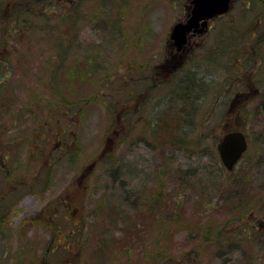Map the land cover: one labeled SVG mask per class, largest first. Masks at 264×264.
I'll return each instance as SVG.
<instances>
[{
	"label": "rangeland",
	"instance_id": "374dc122",
	"mask_svg": "<svg viewBox=\"0 0 264 264\" xmlns=\"http://www.w3.org/2000/svg\"><path fill=\"white\" fill-rule=\"evenodd\" d=\"M81 1L87 2L90 12L86 13L83 2L79 13L65 9L66 0H0V57L5 59H0V80L13 84L0 86L1 102L8 96L14 99L3 103L0 111V264H264V240H259L260 245L253 238L246 239L248 233L255 234L252 225L264 220V102L252 100L261 92L256 80L264 72L253 52L264 44V17L259 16V11L264 15V7L257 6V0H251L250 6H246L248 0H236L230 14L211 28L204 47L215 44L226 29L228 35L219 43L230 45L218 65L208 69L205 62L201 70L198 66L201 73H215L202 77L209 84L203 87L212 96L195 104H173L167 93L170 85L155 84L149 89L148 107L139 108V95H129L130 82H124L127 62L137 56L127 46L129 38L121 46L115 45L119 40L93 45L101 9L94 0ZM115 1L116 19L123 16L122 23L131 31L141 34V21L148 22L145 40L151 53H144L148 68L135 75L133 68V75L161 78L168 66L179 62L180 55L169 52L166 43L172 24L184 18L188 0ZM48 10L56 11L53 19L45 18ZM68 22H73L72 31L77 34L70 48L76 51L85 43L83 54L94 46L105 48L101 58L108 66L93 72L90 86L86 83V94L95 90L103 104L97 101L86 107L88 112L74 115L56 111L60 108L57 100L67 97L49 86L50 69H46L47 60L58 57L53 50L60 53L61 36L67 44L64 28ZM9 30L16 40L21 35L31 39L24 37L25 45L14 49L9 43L3 46L11 36ZM38 36L41 39L32 42ZM94 50L90 52L96 58ZM83 54L75 57V66L60 70L69 77L75 96L85 91L88 77L89 64ZM235 57L240 72L234 70ZM64 59L70 64L73 57L66 53ZM184 70L180 78L190 74L188 64ZM100 73L107 86L96 83ZM39 76L41 86L36 80ZM129 78L134 90L147 94L143 79ZM254 88L259 92L254 93ZM219 91L215 97L213 92ZM238 94L241 97L235 99ZM247 96L251 101H243ZM85 103L81 98L78 104ZM191 104L194 109L187 114ZM6 105L10 111L4 109ZM137 108L141 115L133 118ZM226 128L242 129L249 142L231 173L221 167L215 148ZM178 134H185L178 142L182 149L166 146L160 153L159 144L174 141ZM73 139L75 149L63 158L57 156L66 149L59 142L73 143ZM191 176L194 180L184 185L183 180ZM161 184L166 193L160 196V207L167 210L175 205L184 215L181 224L171 223L168 230L158 222L159 209L150 204L158 202ZM238 211L247 212L242 231L245 244L213 248L199 243L198 230L210 219L216 226L226 222L220 235H230L236 228L232 220L241 216Z\"/></svg>",
	"mask_w": 264,
	"mask_h": 264
},
{
	"label": "trees",
	"instance_id": "16d2710c",
	"mask_svg": "<svg viewBox=\"0 0 264 264\" xmlns=\"http://www.w3.org/2000/svg\"><path fill=\"white\" fill-rule=\"evenodd\" d=\"M73 2H74V0L70 1V3H73ZM94 3H98V9H101L100 12L102 13V15H101V17H99V20L96 21L97 23H99V26H96V28L101 31V33H99V35L101 36V42H99L97 44H93V45H95V46H97V45H105V44L106 45H112V43H113L112 39L115 36V34H114V31L111 29V26L114 24L112 22V20H111V17L113 15H115V13H116V10H117V7H118V5H117L118 2L115 1V0H109L108 3H104V0H94ZM84 4H85L86 13L90 12L86 1H85ZM80 7H81V3H76L74 10L76 12H78ZM93 13H95V8H93ZM94 17H96L95 14H94ZM141 22H142L141 28H143L142 25L143 24L145 25L147 23L143 22V21H141ZM231 27H232V25H230V28ZM145 30H147V29L141 30V33H143ZM9 31H10L9 34L11 36L6 38V40H7L6 43H8V40H9L10 44H11L10 47L12 49H14L15 47H19L18 44H20L21 46H24L25 44L24 43L22 44L24 37H26V39H28V40L31 39V38H27V36H24V35L22 36L21 35V36H18V38H20V37L21 38L16 40V39L13 38L14 36H13V33H11L12 31L11 30H9ZM64 31H66V29H64ZM232 33H234V31H232ZM107 35H108V37H107ZM33 38H35V39H33L32 42L33 41H39V39H41L39 36L38 37H33ZM94 47H92V49H96V50H94L95 54L98 57L100 55V58H101V52L104 51L105 48L104 49H97V48H94ZM59 49L61 50L62 46ZM91 50H89L88 52H90ZM64 53L65 52H64V46H63L62 57L64 56ZM62 57L58 56L55 59L52 58L50 60H47V64H46V66H47L46 69H50V71H49L50 76H48V80L50 81L49 86L52 89L58 90L59 92L69 89V81H70L69 77L65 78L64 76H62L60 74V70L66 68L65 66L64 67H60L61 63H62ZM86 57H87V54H85V59H86ZM100 58L92 57V60L87 61V63L89 64V67H88V70H87V74L89 75L88 76V82H90V80L92 81L94 79L95 73H93V72L101 70V67L104 66V65L107 66V60H105L103 58L100 60ZM248 58H250V57H248ZM143 59H144V61H143ZM6 62H8V60H6ZM143 62H144V67L147 68L148 65H147L146 57L142 56V55L135 56V58H134L135 74L139 70L142 69ZM237 62H239L238 58L235 57L234 70L236 69L235 70L236 72L237 71L240 72L238 70L239 66L237 65ZM120 63H121V60H119V62H117L116 67L120 66ZM151 71H152V69H151ZM112 72L114 74V73H116V70H113ZM152 73H153V71H152ZM181 73L184 74L185 70L183 72H181V69L179 68V66H177V69L172 73V75L170 76L171 78H170V80L168 82L165 81L164 83H159V84L170 85V89L168 88L169 92H167L170 102H172L173 104L174 103L179 104V103H187V102L191 103V102H194L193 104H195L196 100L201 101L200 99L212 96V94L210 92L206 91V88L203 87L204 85H206V86L209 85L208 83L205 82L204 79L200 78V77H204V75H202V74L200 75L199 74L198 76H196V74H192V72L189 71L190 74H186L185 77H181L180 78ZM208 74H210V73H208ZM103 75H102V73H100V77L95 79L96 83L98 84L99 87L100 86L103 87V85H104L103 82L104 81L106 83V78ZM154 78L155 77H153L152 79H154ZM19 79H20V75L16 79L17 85L19 84L18 83ZM36 80L38 82H40L39 84H42L41 82L43 81V78H42V76H39ZM53 83H54V85H53ZM84 83H87V82H84ZM4 85L11 86L13 84H10L9 79L0 80V86H4ZM207 89H208V87H207ZM213 93H214V96L216 97L220 93V91L218 93L217 92H213ZM12 94L14 95V97L16 99L14 91L12 92ZM89 96L90 97H86L85 102H88V103L95 102L96 99H99L101 102L104 101L103 97L102 98H97V95H95L94 93H92ZM27 97L31 98V94H27ZM1 100H2V98H1V92H0V111L2 109L1 106H3V103L8 102V101L11 102L14 99H13L12 96H8V97L4 98V101L1 102ZM57 103L60 105V108H58L56 111H58L59 109H63V108L67 109L69 107L68 101L59 99V100H57ZM78 103H79V100H78ZM30 104H35V103L31 102ZM4 109L7 110V111H10L11 107L6 105L4 107ZM18 109H21V108H18ZM193 109H194V106L191 104L190 109L187 112V114L189 112L193 111ZM28 111H34V110H28ZM4 113H6V112H4ZM180 125H182V124H180ZM183 135H185V134H178L177 136L174 137L175 138L174 141L168 142V141L163 140L162 142L164 144H159V146L161 147L160 153H163V151H166V146H168V147H170L172 149L178 148V147L180 149H182L180 143H178V142L182 141ZM74 145L76 146L77 144H74ZM68 151H69V149L65 150L63 153H60L58 156H60V158H63L66 154H70V152H68ZM103 163H107V162H105L103 160ZM191 179L194 180L193 176L189 177L186 180H183V184L184 185H189L188 183L191 181ZM200 190H202V189H200ZM164 193H166V192L164 191L163 185L161 184V186H160V188H159V190L157 192L158 202L157 201H153V202H150V204L152 206H154V207L159 209V213L160 212L161 213L159 214L158 222H159V224L164 223L162 225H164V226L166 225L167 230H168V228H170V226H171L170 225L171 223H180L181 224V221L184 219V215L181 214V209L180 208L174 207L175 205L173 207H171V209H167V210H165V208H161L160 207V198H162L160 196L162 194H164ZM200 193H204V191L203 192H199V194ZM146 197L150 198V196H146ZM156 205H158V207ZM236 213H237V215H239L238 213H240L241 216L239 218H237L238 217L237 216L235 219H233L232 220L233 223L235 222L237 224H241L243 222H246V219H245V215L247 213L246 211L245 212L238 211ZM164 221H166V224H165ZM213 224H217V223L213 222L212 219H210L209 224H206L205 227H203L201 230H199V233L202 234L203 239H204L203 243L209 244L213 248L220 246V244L224 245L225 243H227L228 246L241 245L242 242H241L240 236H238V238H236V239L222 237L221 235H219L220 232H221L220 229H218V230L214 229L213 228ZM225 224H226V222H225ZM225 224H222V225L224 226ZM173 225H178V224H173ZM249 238H253V240H254V237H247V239H249ZM254 241H256V240H254ZM235 250H238V249H235Z\"/></svg>",
	"mask_w": 264,
	"mask_h": 264
},
{
	"label": "flooded vegetation",
	"instance_id": "af4514ba",
	"mask_svg": "<svg viewBox=\"0 0 264 264\" xmlns=\"http://www.w3.org/2000/svg\"><path fill=\"white\" fill-rule=\"evenodd\" d=\"M70 1L71 0H67V4L64 5L65 9H71L72 10V8L75 9L76 3H82V2H83V4L85 3V1H81V0H74L73 3H70ZM257 1H258L257 6L260 5V6L264 7V0H257ZM185 2H186V0L183 3H185ZM234 2H236V0H232V5L235 4ZM250 2H252V1L251 0L246 1V3H247L246 6H248L250 4ZM84 7H85V4H84ZM190 7H191V2H190V0H188V5H187V8L185 9V13H184V18L181 20L178 19L174 23L179 22V21H185V19L187 18L188 14L191 10ZM78 12L82 13V12H80V10ZM183 12L184 11H181V13H183ZM54 16H55V14H52V15L46 16L45 18L46 19H53ZM259 16L264 17L262 11H259ZM221 17H223V15H219L215 19L208 20L206 22L205 26L198 23L199 24L198 26L193 27L191 30H189L184 35V40L181 43H178L175 39L171 38V36H170L171 29L173 27V24H172V26L169 30V35L167 37V43L169 44V47L167 46L168 45L167 43H166V47L168 48L169 52L171 50V52L173 54L180 55V59H179L178 63H181V65L179 66V68L181 70L186 64H188L189 65V71H191V72H192V70L195 71L196 76H198L199 75L198 66L202 65L203 59H207L205 67H208L209 65H211L212 61L215 58L219 59L220 63L224 60V56H222V54H225L227 52L230 45H229V47L226 48V46H223V44H221V42L219 43V40H220V38H223L224 35H226V36L228 35V34H226L227 33L226 30H223L221 32V37L216 41L215 44H213L211 46L207 45L204 47V45L206 44V40H208L210 38L211 28L216 27L215 22L217 20H219V18H221ZM111 19L113 20L112 22L114 23L111 26V29L114 31V34H115L112 41L114 43V40H119V41H116L115 45H117V46L125 45L126 40L129 38L128 39L129 41H127V46L130 45V47H131L130 52H134V54L142 55V56H144V53H145V56H147L151 53L149 43L145 40V36L147 35V31H148V22L147 21H146L147 24L142 25V27H143L142 29H147V30H145L141 34H138L137 32L131 31L129 28H127V27H129L128 25H126V24L124 25L122 23L124 20L123 16L121 17L120 21L116 19L115 15H113L111 17ZM83 26L84 27L82 28V30L86 29V25H83ZM72 28H73V22H71V23L68 22V24L64 28V29H66L65 33L67 35V38H66L67 44L64 43L65 37L61 36V43L60 42L59 43L62 44V49L60 50V53L54 52V50H53V54L55 53L56 55L62 57L63 46H64V52L65 53H64V56L62 57V63H61L60 67L75 66V64H73V63H70V64L65 63L64 57H65L66 53H69V55H72V57H73V59H71L72 61L75 59L76 56L83 54L81 47H83L85 45V43H83L81 45V47L77 46L75 48L76 51H74L72 48H70L73 41L77 40V38L75 36L77 34L73 33ZM196 42L199 44V46H195ZM79 43H81V42L79 41ZM86 43L88 44V42H86ZM135 44H139L140 47L136 46ZM251 51H253V50H251ZM253 52H254V54H257L259 56V58L257 59L258 61L255 60V62H258V64H260L259 68L264 70V44L263 45L261 44V46H259V52H257V51H253ZM83 55L85 56V54H83ZM143 61H144V59H143ZM79 63L81 64V63H83V61H80ZM129 63L131 64V66H129ZM175 65L176 64L168 66L169 70L166 72V74L164 76H162V78L171 76L172 73L177 69V67L175 68ZM133 68H134V58L132 57L131 62H130V60L127 62L128 78L130 76H132L131 79H133V78L135 80L143 79L145 81L143 83V85L147 87V88H145V91L147 94L142 95L141 94L142 92H140L138 90H134V88L131 84L130 78L129 79L127 78L126 80H124V82L125 83L130 82L129 85L131 86V87H127V89L130 88V90L128 91V94L132 95V97H134V95L138 94L139 97L136 100V102L138 103L137 105H139L138 107L141 108V106H142V108H144V106L146 105V108H147L148 107L147 99L149 96L150 75H147L146 79H145V77L143 78V77L134 76L135 73H134ZM142 69H145L144 62L142 64ZM244 69H246V68H244ZM205 72H207V70H205ZM133 73H134V75H133ZM214 74H215L214 71H211L209 77L213 76ZM200 75H201V73H200ZM257 82H258V84H257ZM256 84H257V86H259L261 88V92H264V72H262L261 77L256 80ZM131 89H132V91H131ZM244 91H246V88ZM253 92L257 93V92H259V90L257 88H254ZM237 96H239V98H240L239 94ZM255 97L256 96L254 95V98ZM141 98H143V100L140 102ZM250 98H251V96L250 97L247 96V99H250ZM135 115H136V118H138L137 117V115H138L137 111L133 112L132 117L135 118ZM73 123L75 124V122H73ZM66 125H68V124H66ZM227 131H230V129H228V128L224 129L222 134L219 137H217L216 140L218 141L221 138V136ZM61 143H62V141L59 142V144H61ZM218 161H219L220 165H222L219 157H218ZM252 216L254 217L255 214H252ZM216 225L217 224H213V228L216 230L220 229V231L224 230L226 227V224L224 225V227L221 225L220 226H216ZM234 227H236V228H233L231 234L226 236V238L236 239V238H238V236H240L241 241H242L243 240L242 231L243 232L245 231L244 224H241L240 226L235 225ZM252 231L255 233L254 235L260 237L261 239H264V220H261L257 224L252 225ZM198 235L200 236L199 243L202 244L204 242V239H203L202 234L199 233V230H198Z\"/></svg>",
	"mask_w": 264,
	"mask_h": 264
},
{
	"label": "water",
	"instance_id": "95a60500",
	"mask_svg": "<svg viewBox=\"0 0 264 264\" xmlns=\"http://www.w3.org/2000/svg\"><path fill=\"white\" fill-rule=\"evenodd\" d=\"M229 2L230 0H194L190 17L185 23H177L173 26L170 34L171 38L181 43L184 40V35L193 27L198 26L199 20L227 11ZM246 145L245 135L239 130L226 133L217 143L221 161L227 169L231 170L233 168Z\"/></svg>",
	"mask_w": 264,
	"mask_h": 264
},
{
	"label": "bare ground",
	"instance_id": "6f19581e",
	"mask_svg": "<svg viewBox=\"0 0 264 264\" xmlns=\"http://www.w3.org/2000/svg\"><path fill=\"white\" fill-rule=\"evenodd\" d=\"M47 15H50V14H47ZM86 61H90V60H92V54H91V52H88L87 51V57H86V59H85ZM244 95H242V97H243ZM241 97V96H240ZM243 100H247V99H243ZM253 100H256V101H258V102H264V92H260ZM240 129V128H239ZM233 131L234 130H238V128H235V129H232ZM242 130V129H241ZM216 143H217V141H216ZM215 143V144H216ZM248 146H249V142H247V145H246V148H245V151H247L248 150Z\"/></svg>",
	"mask_w": 264,
	"mask_h": 264
}]
</instances>
